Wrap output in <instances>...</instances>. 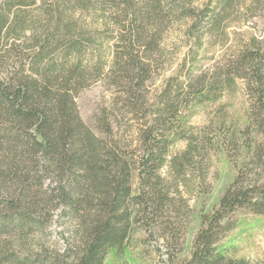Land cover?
Masks as SVG:
<instances>
[{
    "label": "trees",
    "instance_id": "obj_1",
    "mask_svg": "<svg viewBox=\"0 0 264 264\" xmlns=\"http://www.w3.org/2000/svg\"><path fill=\"white\" fill-rule=\"evenodd\" d=\"M259 6L264 0H0V162L18 161L15 143L24 142L54 183L50 200L78 218L75 249L40 262L127 264L117 258L143 245L159 251L154 264H252L235 255L231 233L248 219L264 224V33L250 30ZM101 80L115 91L98 134L75 97ZM237 94L246 98L240 114L227 100ZM198 107L210 108L195 125ZM118 114L128 136H119ZM219 155L234 175L207 206ZM21 171L0 166V186L17 185L0 194V231L43 224L24 203L20 183L30 176ZM80 201L85 216L75 212ZM10 257L0 250V264Z\"/></svg>",
    "mask_w": 264,
    "mask_h": 264
},
{
    "label": "rangeland",
    "instance_id": "obj_2",
    "mask_svg": "<svg viewBox=\"0 0 264 264\" xmlns=\"http://www.w3.org/2000/svg\"><path fill=\"white\" fill-rule=\"evenodd\" d=\"M251 12H253V14L252 22H250V30L256 34L264 33V11L262 7H254ZM175 50L178 52L180 46L178 48L174 47V51ZM179 56H181V53ZM206 56L207 57L203 58L202 64L210 62V58H208L210 55ZM162 69L163 68H160V70ZM168 72L169 71H166V74ZM160 83L161 75H157L156 79L152 81V89L156 90L159 88ZM114 91V85L101 80L80 90L75 97L81 118L98 134H101V125L98 121V116L100 118L103 107L108 106L110 103L112 92ZM243 98L246 99L241 94L227 97V100L230 102L229 109H232V111L235 110V112L240 114L242 106H244ZM209 108L210 107H198L197 111L191 117V123L198 125L205 122L207 119L206 111L209 110ZM115 124L118 127L119 136H121V134L128 136V125L124 116L118 114ZM7 144L9 143H5L4 145L7 146ZM183 145L184 142H178L174 147V151L181 149ZM15 147L21 151V154L18 153L17 155L20 159L12 163L7 157L6 160L0 162V166L7 167L8 169L10 165H20L22 169L21 174L23 175L29 171L27 174L30 177L26 175V177L29 178L20 183V185L23 186L21 187L23 192L22 197H24V203L31 204L29 205L30 211L37 215H43L44 221L42 226L37 228L24 227L22 229L16 225H10L6 230L0 231V250L7 248L12 256L2 261L1 264H49L47 262H40L39 260L42 258L40 255L59 253L63 249L66 250L68 248L70 252L73 247L75 249L80 236L77 229L78 218L76 219L75 215L66 214L61 206L55 207L56 205L54 204L56 200H50V188L54 186V183L50 181V175L44 170L43 161L39 162L36 158H33L31 153L29 151L27 152L25 149L27 145H24V142L20 141V144L15 143ZM211 170H213V175L210 176L209 181L212 184V189L207 206L218 199L224 186L234 175V168L224 155H219L213 159ZM2 178H0V180ZM16 187V184L6 180L5 183L0 186V194H13ZM19 187L18 185V188ZM26 187H28L27 191L24 190ZM86 192H89L87 201L92 200L91 191L87 190ZM87 210L88 207L86 203L80 201L77 204L75 212L85 216ZM195 226L196 220H193L187 229L185 235V252L189 247ZM231 235L233 239L232 250L235 255L247 257L252 264L264 258V224L253 223L248 219L239 224ZM155 244L156 243L153 241L151 244L152 248H155ZM157 255H159L157 249L153 252L149 247L143 245H135V247L130 245L124 250L122 256L117 259L127 264H154ZM111 260L117 261L116 258L110 256L108 261Z\"/></svg>",
    "mask_w": 264,
    "mask_h": 264
}]
</instances>
